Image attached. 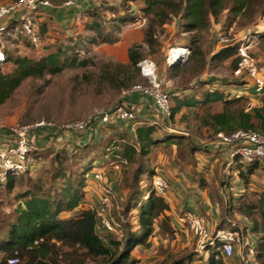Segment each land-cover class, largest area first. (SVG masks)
I'll return each mask as SVG.
<instances>
[{"label":"rangeland","instance_id":"1","mask_svg":"<svg viewBox=\"0 0 264 264\" xmlns=\"http://www.w3.org/2000/svg\"><path fill=\"white\" fill-rule=\"evenodd\" d=\"M5 1L10 0H0V3ZM50 1L51 6H61L65 2V0ZM142 1L95 0L97 5L94 8L104 7L102 13L95 18V22L100 25L98 28L102 34L101 38L102 36L118 38L114 45L99 44L101 39L96 38L97 30H93L89 26L92 20L88 15L83 14L74 18L73 22H69L68 29L65 30L54 21L51 11L44 13V16L31 12L27 17L30 18V23L26 22V18H21L15 23L17 24L16 28H14L15 24L11 27L8 26V31L0 34V62L3 56L1 48L11 54L26 55L33 59H39L60 48L68 58L66 61L68 66L59 74L29 77L22 82L12 96L0 105V136L4 135L7 129L16 125H34L41 120L61 124L84 119L94 109L106 108L115 104L124 96L125 89L132 85H147L148 80L141 76L140 69L129 65L127 52L134 46H137L142 55L141 59L147 57L156 63L161 88L169 93L172 106L174 105V95L177 92L185 95L184 93L190 91L192 87L198 95L203 92L201 88L216 87L231 97L244 95L251 106L261 105L260 97L253 92L251 80L244 76L239 78L234 75L235 62L239 59L237 52L224 59L212 58V55L224 46L238 43V47L241 45L247 47L250 56L259 65L264 66V37L261 36L264 31V16L259 14L253 16L252 13H246L244 17L241 15L233 20H228L225 17L226 14H222L217 22L211 19L209 26L193 31H186L183 26L184 20L180 16H172L168 23L161 27L156 26L152 30L153 43H147L144 41V36L149 31V19L145 18L140 11V6L143 5ZM57 3L59 5H56ZM111 7L117 9L118 12H112ZM132 14L134 19H129L128 17ZM121 17H126L124 22ZM44 20H51V23L46 22L49 25L48 34L39 41L38 29L41 21ZM174 48L188 49L189 55L185 53L172 58L170 50ZM72 57L77 59L74 65L69 64V59ZM81 61H86V63L81 66L78 64ZM4 69H9V65H6ZM204 79L208 81L206 87H200L199 83H204ZM241 79L248 82L245 84L247 87L239 85ZM200 110V108L197 109V111ZM186 113V109L183 108L180 113L174 116V119H171V130L185 135L184 144L171 148L153 147L149 156L150 165L158 167L157 172L169 181L170 186L165 196L170 199L175 187L185 197L193 196L195 198L197 195H194L195 190L192 188L194 186L199 193L206 189L209 192L208 197L212 196V202L217 196L222 195L224 200L219 205L220 209L228 206L229 201L256 203L261 193H264V161L259 163V168L255 170L250 178V183L246 186L239 173L241 170L239 163L229 159V151L226 148L210 145L213 136L211 137L198 126L193 113L190 111ZM182 114L184 115L181 116ZM155 118L154 115L152 120ZM115 126L119 129L127 128L132 132L136 129L137 124H129L126 128L119 124ZM109 127H101L98 132L102 130L106 132ZM37 134L36 130L35 139L37 143L40 141L39 146L46 149L45 151H64L66 154H72L77 150L78 144L66 142L63 139L56 140L52 133L41 138H38ZM99 139L97 138L96 141ZM190 145L196 147L191 155L189 154ZM211 147L213 149H210ZM45 153V157L38 165L40 168L36 170L31 179L41 180L47 184L52 163L51 158H47ZM71 154L68 155L69 158ZM104 162L105 158L99 155L95 160L94 167L88 173L85 188V193L88 194L86 197L90 200L88 202L96 203V199L99 197V187L93 180V176L98 169L104 170L103 166L106 165L103 164ZM70 164L72 169L78 168L77 162L71 161ZM109 164L107 169L105 168L107 176L111 173L113 175L112 171H115ZM179 173L183 174L180 175L183 176L182 180L180 183H174L173 178ZM27 176L17 178L12 188L0 186V238L4 236L9 223L13 221L18 205L23 206V200L17 195L27 188L28 183L25 181L29 179ZM201 181L204 182V188L200 186ZM118 190L115 192L116 198L111 210L115 219L123 217L122 202L125 198L122 188L120 187ZM181 193L178 192L175 198L179 200ZM243 194L244 198L241 196ZM146 196L147 194H145ZM169 199L167 200L169 201ZM217 208L216 206L215 214H217ZM181 212L183 211L177 207L176 214L180 216ZM68 214L67 212L62 215ZM203 214L208 219L210 226H215L214 224L218 222V218L211 212ZM220 214L219 218L222 217ZM133 215L134 212L130 216ZM242 218L243 216L234 209L227 218H224L225 225L236 224L239 226ZM176 225L178 232L184 231L179 222ZM188 235L190 236V234ZM252 236L256 239L255 234L252 233ZM189 239L186 246L179 245L178 240L174 241L173 239L167 241L166 245L161 244L163 246L161 254L164 258L160 264H167L177 256L186 255L193 256L192 264H201L194 252V242L191 237ZM57 246L62 252L69 251V248L60 242L57 243ZM61 258L59 254L58 259ZM233 261L235 264H241L237 254L228 262L232 263ZM85 264L98 263L97 260L86 259Z\"/></svg>","mask_w":264,"mask_h":264},{"label":"trees","instance_id":"2","mask_svg":"<svg viewBox=\"0 0 264 264\" xmlns=\"http://www.w3.org/2000/svg\"><path fill=\"white\" fill-rule=\"evenodd\" d=\"M48 1L49 6H40L35 13L44 16L47 9L50 11L52 6L51 1ZM142 2L140 11L149 19V31L144 36V41L147 43H153L152 30L156 26L161 27L168 23L172 16H180L184 20L183 26L186 31L204 29L211 24V19L217 22L222 14H226L228 20L241 15L244 17L246 13L264 16V0H143ZM94 7L85 9L82 14L88 15L92 20L89 26L97 30L96 38L101 39L98 43L115 44L118 41L116 37L101 38L102 34L98 28L100 25L95 22V18L102 13L104 7ZM110 10L114 13L118 12L112 7ZM125 18L121 17L122 22ZM128 18L134 19V15ZM47 21L51 23V20H44L39 25V41L48 34ZM261 36L264 37V31ZM237 49L238 43L224 46L217 50L212 58H227L236 54ZM1 52L4 55L0 62V105L12 96L25 79L42 77L46 74L56 75L68 66L66 63L68 58L60 48L39 59L11 54L4 48H1ZM127 56L129 65L138 69L137 64L142 55L137 46L129 48ZM69 60L71 65L77 62L75 57ZM85 63L86 61H81L78 64L82 66ZM236 64L237 62L235 66ZM6 65H9L7 70L4 69ZM203 82L199 83L200 87H206L207 79ZM245 84L248 82L241 79L239 85ZM201 89L203 91L201 95L195 93L193 87L184 93L185 95L176 93L174 105L172 106L171 103V119H174V116L184 108L187 113L188 111L193 113L198 126L211 137L221 131L230 133L236 130H251L264 134V88L260 93L254 92L253 88L254 94L260 97L261 102L260 106L255 107L250 105L244 95L231 97L216 88ZM198 108L201 110L197 111ZM112 128L114 130L110 132ZM107 130L99 141L91 139L84 145H77V150L72 154H66L64 151H45L46 149L37 145L34 150L35 165L18 177L12 176L5 183H0V186L9 189L13 187L17 178L29 176H27L29 179L25 178L28 183L27 188L17 195L23 200V206L18 205L13 221L9 223L6 233L0 238V264H5L7 258L16 253L21 264H85L86 259L97 260L98 264H139V258L132 253L136 247H148L155 236L167 240L173 238L177 229L173 225L172 209L165 195L156 194L152 189V179L154 174L158 173V167L150 165L149 156L153 147L171 148L184 144L185 135L165 128L164 123L151 121L143 122L132 132L127 128L119 129L117 126L115 128L113 125ZM194 150L196 147L190 145L189 154L194 153ZM44 152L47 158H51L52 163L47 184L41 180L31 179L40 168L38 165L45 157ZM99 155L105 158L103 164L119 165L117 172L120 174V187L125 195L121 212L123 217L115 219L110 211V218L119 233L105 230L99 224L95 210L90 208L91 205L99 203V197L96 203L88 202L90 200L86 197L88 195L85 193L86 179ZM71 161L77 162L78 168L72 169ZM262 161L264 159L249 165L239 163L241 167L239 173L246 186ZM203 184L204 182L201 181L202 188H204ZM113 193L112 207L116 198L114 187ZM145 194H147L146 198ZM219 196H217L219 199L215 198L214 203L217 204L218 212L220 214L221 211L222 217L219 218L218 215V222L212 229L241 227L247 229L249 235L255 234L256 239L252 236L255 242L254 260L256 264H264V193H261L256 203L229 201L228 206L221 209L219 205L224 199L222 195ZM241 196L244 198L245 195ZM234 209L243 216L241 224L227 226L224 218H227ZM67 212L68 215H62ZM133 212L134 215L130 216ZM200 214L204 216L203 213ZM59 242L66 245L69 251L59 250L57 246ZM59 254L62 257L60 260ZM192 257L177 256L167 264H192ZM197 259L201 264H214L211 255L209 257L197 255ZM219 264L227 263L220 261Z\"/></svg>","mask_w":264,"mask_h":264},{"label":"built area","instance_id":"3","mask_svg":"<svg viewBox=\"0 0 264 264\" xmlns=\"http://www.w3.org/2000/svg\"><path fill=\"white\" fill-rule=\"evenodd\" d=\"M79 0H65V6H71ZM48 0H10L0 3V34L8 31V26L26 18L30 23L28 14L35 12L40 6H49ZM10 22V24H9ZM26 29L30 32L27 26ZM17 24L14 25V28ZM223 40V39H221ZM186 55H189L188 49ZM239 59L234 75L247 77L252 82L254 92L260 93L264 88V66L250 56L247 47L241 45L237 49ZM168 61V60H167ZM137 66L141 76L148 80L147 85L135 84L125 89L123 97L140 96L151 99L157 114L151 122L163 124V117L167 119V129L172 128L170 95L160 85L159 72L156 63L150 58L140 59ZM138 106H128L119 99L115 104L106 108L94 109L86 118L81 120L55 123L41 120L34 125H16L7 129L0 136V183H5L9 177L19 176L33 167L36 163L34 150L39 145L38 138L55 135L58 140L64 135L88 134L95 135L101 127L135 123ZM165 124V123H164ZM37 138V137H36ZM36 140V141H35ZM226 148L230 160H235L243 165H249L257 160L264 159V134L251 130H236L230 133L218 132L210 143ZM114 170H119V165L112 163ZM99 187V203L91 205L95 210L99 224L108 231L119 233L117 226L110 218L112 199L114 197L112 181L107 177L106 170L98 169L93 176ZM169 188V181L161 174L156 173L152 179V189L156 194L165 195ZM147 197V196H146ZM145 197V198H146ZM180 227L191 235L194 250L198 256L213 258L214 264L220 261H229L236 254L241 264H256L254 260L255 242L248 230L239 227L210 229L208 219L200 213L184 211L178 218ZM37 244V241H35ZM5 264H21L17 253L7 258Z\"/></svg>","mask_w":264,"mask_h":264},{"label":"crops","instance_id":"4","mask_svg":"<svg viewBox=\"0 0 264 264\" xmlns=\"http://www.w3.org/2000/svg\"><path fill=\"white\" fill-rule=\"evenodd\" d=\"M96 5L97 4H96L95 0H79L75 4H73L69 7H65L63 4L61 6H52L50 8V11H51V14L53 15L56 23L58 25H60L63 28V30H65V29H68V27H67L68 23L73 22L74 18L81 16V14L83 13V11L85 9H87L89 7H94ZM47 12H48V9H47ZM107 45H109V44H107ZM245 86L246 85H243L242 87H245ZM214 88H216V87H214ZM121 100L126 102L128 104V106H130V107H132V106H134V107L138 106L139 107V110H138V113L136 116L137 118L135 121L137 126L142 124L143 122L152 121L153 116L157 114L155 107L153 105V102L149 98L145 99V98L140 97L139 95L138 96L136 95V96H132V97H122ZM163 121H164L165 125L168 124L167 119H165L164 117H163ZM119 125H125V124H119ZM110 132H112V130ZM103 133H105L104 130L99 131L94 136L93 135L90 136L88 134L64 135L60 139H63L66 142L69 141V142H74L75 144H78V145H82L91 139L96 140L97 138H101ZM39 144H40V141H39ZM107 166L108 165H105L103 167L107 169ZM112 172H113V175L111 173V175H109L108 177L112 180L114 191L116 192V191H119L118 189L120 188L119 187L120 186V174L116 171H112ZM180 175H183V174L179 173V174L175 175L176 177L173 178L174 183H180L181 182L183 176H180ZM192 188H194L193 190H195L194 195H197V196H195V198H193V196L191 198L185 197V195L182 194L181 191L175 187L173 188L174 191L171 193L172 197L170 199L167 198L168 196H165L166 201L170 204L171 209H172L171 214L173 216L174 228L177 226L176 224L178 223V218H179V215L176 214L177 207L180 211H183V212L188 211V210L193 211V212H197V213H210L211 212L213 214V216H216L218 218V215H219L218 208H217V214L214 213L217 204L212 202V196L211 195H210L211 197H208L209 192L205 189L199 193L197 191L196 187L192 186ZM122 192L124 194L123 190H122ZM178 192L181 193L182 199H181V197L179 200H178V198L177 199L175 198L176 194ZM167 199H169V201ZM186 200H188V201H186ZM213 227H214L213 225L210 226V224H209L210 229H212ZM176 229H177V227H176ZM180 231L181 232L176 231L173 238H171V239H173L174 241L178 240L179 245L181 244L182 246H186V244L190 240L189 238L191 237V235L189 236L188 233L185 231H182V230H180ZM167 241H169V240L163 239L160 236H155L151 239V243L148 247L138 246L133 250L132 253L136 258H139V260H140L139 264H160V261L164 258L163 255L161 254V252H163V250H162L163 246H161V244L164 243L166 245ZM155 258H157V259H156L155 263H153ZM195 258H196V256H195ZM226 263L227 264H235L234 261L232 263L227 261Z\"/></svg>","mask_w":264,"mask_h":264},{"label":"bare ground","instance_id":"5","mask_svg":"<svg viewBox=\"0 0 264 264\" xmlns=\"http://www.w3.org/2000/svg\"><path fill=\"white\" fill-rule=\"evenodd\" d=\"M171 52H172V58L173 57H177V56H180V55H182V54H185V53H187V50L186 49H184V48H178V49H171L170 50ZM4 55V54H3ZM2 59H3V56H2ZM2 61V60H1Z\"/></svg>","mask_w":264,"mask_h":264}]
</instances>
